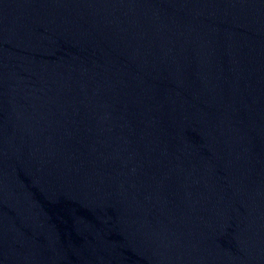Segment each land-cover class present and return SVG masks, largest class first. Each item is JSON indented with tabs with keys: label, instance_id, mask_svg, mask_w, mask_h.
Segmentation results:
<instances>
[{
	"label": "water",
	"instance_id": "obj_1",
	"mask_svg": "<svg viewBox=\"0 0 264 264\" xmlns=\"http://www.w3.org/2000/svg\"><path fill=\"white\" fill-rule=\"evenodd\" d=\"M0 264H264V0H0Z\"/></svg>",
	"mask_w": 264,
	"mask_h": 264
}]
</instances>
